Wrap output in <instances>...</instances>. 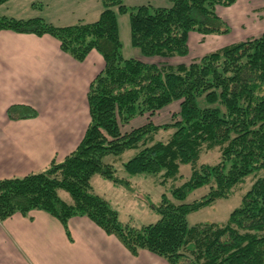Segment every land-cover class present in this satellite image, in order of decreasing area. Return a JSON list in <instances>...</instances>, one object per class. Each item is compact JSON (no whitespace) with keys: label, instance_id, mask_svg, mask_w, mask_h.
<instances>
[{"label":"trees","instance_id":"trees-1","mask_svg":"<svg viewBox=\"0 0 264 264\" xmlns=\"http://www.w3.org/2000/svg\"><path fill=\"white\" fill-rule=\"evenodd\" d=\"M9 1L0 0V6ZM99 1L102 12L90 23L56 26L41 18L0 17V31L50 35L79 63L93 51L104 59L89 87L90 124L83 139L47 170L0 181V223L39 210L71 237L70 220L87 217L133 256L148 251L170 264H264V177L253 183L227 222H187L190 213L230 198L249 175L264 171V32L183 63L177 58L189 55L191 34L232 33L220 9L238 0H169L170 6L157 8ZM119 15H129L131 45L141 57H124ZM175 104L179 110L171 123L153 121ZM37 115L27 105L8 109L10 120ZM139 118L148 120L132 126ZM170 128L174 132L166 141L154 142ZM215 148L220 162L200 166L202 156ZM132 149L139 152L125 169L133 176L161 174L167 183L180 177L183 165L191 167L190 178L163 195L160 220L141 228L123 224L110 203L92 192L96 175L121 183L105 158ZM206 187L201 199L185 202L191 192ZM61 190L71 203L60 197Z\"/></svg>","mask_w":264,"mask_h":264},{"label":"crops","instance_id":"crops-1","mask_svg":"<svg viewBox=\"0 0 264 264\" xmlns=\"http://www.w3.org/2000/svg\"><path fill=\"white\" fill-rule=\"evenodd\" d=\"M87 2L10 0L0 6V17L41 18L56 26L90 23L84 11L78 12V23L74 18ZM223 36L191 34L190 53L199 41L210 49L203 56L246 39ZM103 68L104 59L96 51L79 63L50 35L0 31V181L45 171L77 148L90 124L89 87ZM16 105L33 107L37 117L10 120L8 109ZM69 229L71 237L43 211L14 215L0 223V264H124L120 251L125 250L118 246L115 258L108 249L117 243L87 217L72 218Z\"/></svg>","mask_w":264,"mask_h":264},{"label":"rangeland","instance_id":"rangeland-1","mask_svg":"<svg viewBox=\"0 0 264 264\" xmlns=\"http://www.w3.org/2000/svg\"><path fill=\"white\" fill-rule=\"evenodd\" d=\"M124 3L129 8L143 5L152 6L153 8L170 6L169 0H124ZM101 9L103 8L100 1L88 0V2L85 5L83 4L75 13V22L79 20V11H84V19L87 22H94L98 19L97 14ZM220 15L230 21L229 24L232 28V33L223 36L228 39L230 37H235L236 35H241L243 39H248L259 36L264 32V1L262 0H238V3L229 9H220ZM118 20L120 38L123 45L122 53L124 57H141L140 52L131 45L129 15H119ZM242 38L240 37L239 39ZM202 39L205 40L204 38ZM194 47L196 48L195 51L192 50L193 52L189 53L188 56L177 58V60L183 63H189L193 60V57L199 55L198 57L201 58L202 52L210 50L204 48L206 47L205 42L200 41L196 43V45L194 44ZM198 49H200V51H198ZM199 105L205 107L206 103L204 100H200ZM178 110V104L170 106L156 115L153 118V121L158 125L171 123L174 120L173 115ZM147 120L148 118L136 119L132 126L142 125ZM173 132V128L160 131L155 136L154 142L166 141ZM138 152L139 149H132L126 151L121 156H108L105 158V162L113 166L115 177L119 179L121 183H116L113 180H109L99 175L94 176L92 179V192L102 196L110 203L111 207L118 212L123 224L134 228H141L158 222L161 218L158 212V207L162 203L163 195H170L172 188L182 185V183L188 180L191 176V167L189 165H183L181 167L180 177L178 179L169 180L167 183H162L163 178L161 174L130 175L126 172L125 164L134 158ZM220 160V149L215 148L202 156L199 165H215L219 163ZM262 177H264V171H258L249 175L245 181L234 190L230 198L217 200L211 206L190 213L187 216L188 224L193 226L200 223L227 222L231 212L241 206L244 194L250 190L251 186L257 179ZM208 191V187L195 190L190 193L185 202L190 203L201 199L208 193ZM59 194L64 201L68 203L72 202L71 196L66 191L61 190ZM108 237L117 243V246L114 245V247L108 249L115 258L118 256V246L125 250L123 253L119 249L120 255L124 257V264H170L165 258L148 251H141L138 256H133L124 246H122V243L119 240H115L118 239L117 237ZM88 240L91 241L90 238H88ZM96 252L101 253L100 251Z\"/></svg>","mask_w":264,"mask_h":264}]
</instances>
